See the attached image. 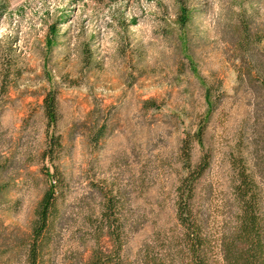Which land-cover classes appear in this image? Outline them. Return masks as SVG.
Segmentation results:
<instances>
[{"label": "rangeland", "instance_id": "rangeland-1", "mask_svg": "<svg viewBox=\"0 0 264 264\" xmlns=\"http://www.w3.org/2000/svg\"><path fill=\"white\" fill-rule=\"evenodd\" d=\"M243 23L264 34V0H0V165L10 183L0 206V248L10 252L0 249V260L24 264L14 240L28 234L53 166L63 185L43 264L88 259L105 200L116 202L125 257L170 236L180 143L209 110L204 148L194 145L191 159L212 156L198 195L215 238L227 217L226 155L248 145L253 128L264 134V114L237 81ZM50 89L62 143L53 164L42 157ZM255 150L264 155L263 145ZM98 245L109 246L103 237Z\"/></svg>", "mask_w": 264, "mask_h": 264}, {"label": "trees", "instance_id": "trees-1", "mask_svg": "<svg viewBox=\"0 0 264 264\" xmlns=\"http://www.w3.org/2000/svg\"><path fill=\"white\" fill-rule=\"evenodd\" d=\"M263 40L261 30L257 28L251 34L243 23L241 35L234 42L239 61L237 81L249 90L261 114H264V48L260 47ZM83 61L86 67L92 66L89 50ZM210 97L207 88L205 99L210 101ZM41 109L46 120V147L42 157L53 164L62 150L61 138L54 132L58 121L56 90L43 93ZM210 114L209 110L205 122L193 134H186L180 143L184 173L174 190L175 231L163 239L143 244L133 258H127L123 252L122 227L116 218V202L105 200L96 246L91 249L88 259L80 264H264V155L255 150L259 145L264 147V134L253 128L248 145L237 142L234 150L227 153V217L217 236L212 238L206 230L207 218L199 208L198 195L201 179L210 167L212 156L203 151L196 162L192 163L191 159L194 145L204 148V133ZM104 131L105 124L102 123L97 127L93 141L101 139ZM6 172L5 166L0 165V206L8 203L10 183L4 180ZM46 178L49 184L36 204L28 234L13 239L17 247L23 249L24 264H43L52 243L63 179L56 166L51 173L47 170ZM102 237L109 245L105 249L98 245ZM3 246L0 248L2 254L10 252L7 244ZM0 264L7 263L0 260Z\"/></svg>", "mask_w": 264, "mask_h": 264}]
</instances>
